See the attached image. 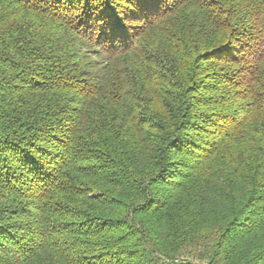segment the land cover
Listing matches in <instances>:
<instances>
[{"label": "trees", "instance_id": "1", "mask_svg": "<svg viewBox=\"0 0 264 264\" xmlns=\"http://www.w3.org/2000/svg\"><path fill=\"white\" fill-rule=\"evenodd\" d=\"M0 264H264V0H0Z\"/></svg>", "mask_w": 264, "mask_h": 264}]
</instances>
